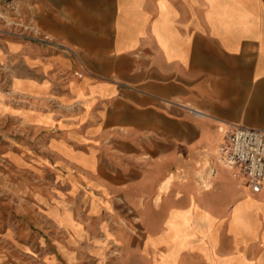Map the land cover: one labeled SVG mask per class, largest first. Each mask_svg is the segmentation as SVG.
<instances>
[{"label":"crops","instance_id":"1","mask_svg":"<svg viewBox=\"0 0 264 264\" xmlns=\"http://www.w3.org/2000/svg\"><path fill=\"white\" fill-rule=\"evenodd\" d=\"M22 4L52 43L0 47L23 97L0 98V118L43 134L41 165L85 193L161 204L152 264H181L183 251L185 264H264V188L216 159L228 126L264 130V0ZM196 161L211 166L208 188ZM180 166L188 184L166 191Z\"/></svg>","mask_w":264,"mask_h":264},{"label":"rangeland","instance_id":"2","mask_svg":"<svg viewBox=\"0 0 264 264\" xmlns=\"http://www.w3.org/2000/svg\"><path fill=\"white\" fill-rule=\"evenodd\" d=\"M6 40L52 43L32 20L28 25L22 0H0V47ZM11 75L1 59L0 98L21 105ZM43 142V134L21 119L0 118V264H152L147 237L164 230L151 227L164 214L151 209L161 204L152 197L136 203L131 194L103 197L72 188L52 166L41 165ZM216 159L221 165L218 153ZM194 166L199 180L203 171L211 173L206 161ZM184 172L180 166L168 174L166 191L188 184ZM195 184L209 187L202 179ZM180 261L185 264L184 251Z\"/></svg>","mask_w":264,"mask_h":264},{"label":"built area","instance_id":"3","mask_svg":"<svg viewBox=\"0 0 264 264\" xmlns=\"http://www.w3.org/2000/svg\"><path fill=\"white\" fill-rule=\"evenodd\" d=\"M221 134L219 162L226 169L237 170L251 192H259L264 188V130L231 125Z\"/></svg>","mask_w":264,"mask_h":264}]
</instances>
